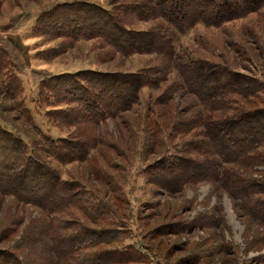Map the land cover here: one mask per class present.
Segmentation results:
<instances>
[{"label": "rangeland", "instance_id": "obj_1", "mask_svg": "<svg viewBox=\"0 0 264 264\" xmlns=\"http://www.w3.org/2000/svg\"><path fill=\"white\" fill-rule=\"evenodd\" d=\"M136 1L0 0V130L24 141L28 154L61 178L47 183L42 199L56 194L52 209L23 193L20 199L9 188L18 183L17 155L0 140V264H19L23 254L27 264L60 261L65 257L50 251L48 234L58 230L98 241L93 250L71 253L70 264H264V148L244 156L249 176L247 165L229 181L203 175L185 184L179 174L184 158L212 159L209 123L230 115L234 99L264 111V0H227L232 11L219 24L174 27L165 13L126 17L128 31H166L173 58L124 55L95 36L87 17L78 25L93 31L91 38L75 40L67 34L72 27L54 23L68 9L132 13ZM195 1L220 13L218 0ZM157 3L166 9L172 1ZM92 72H144L153 81L133 109L86 120L71 110L81 92L64 98L53 90L82 88ZM217 82L222 91L211 88ZM214 93L226 105L217 100L212 108ZM256 117L244 128L256 126Z\"/></svg>", "mask_w": 264, "mask_h": 264}, {"label": "trees", "instance_id": "obj_2", "mask_svg": "<svg viewBox=\"0 0 264 264\" xmlns=\"http://www.w3.org/2000/svg\"><path fill=\"white\" fill-rule=\"evenodd\" d=\"M170 1H172V3L166 9H161V6L158 5L157 0H137L134 2V5H131L128 8L129 10L133 11L132 13L127 11L129 12L128 14L122 15V13L126 10L120 12L116 11L114 16H110L97 7L96 9H91L93 11L89 14V16L83 13V10L81 9H68L57 15L55 17L54 23L57 25L72 27V30H68L67 34L71 35L75 40L91 38L93 37L92 34L96 33L95 36L105 38L111 46H114L116 50L124 55H130L132 53H154L158 55H168V58H173L175 50L171 48L169 40H167L166 31L162 29H159L156 32H133L132 29H130L131 31H128L129 29L126 27V24H128L127 18H133L135 16L137 18L141 17L143 19H147L156 14H158L160 17L161 13L164 17L165 13L168 15L165 18L166 22L172 24L175 27L177 25L183 26L181 24L189 22L190 20H193L194 22L206 21L210 24H219L218 22L224 19L226 15L228 16L232 11L229 10L230 7L228 6H231V4L227 2V0H218V4L221 8L218 16L210 14L209 10L206 11V8H208L207 6L209 5L199 3L195 0ZM244 2L246 5H248V0H245ZM198 5L200 8H198ZM203 6L204 9L202 10L205 11L201 10V7ZM68 7L72 8V6ZM85 18L87 20H91L92 26L97 28V30H93L94 32L92 31L93 33L91 31L89 32V30L82 31V28H80L81 25H78V21ZM53 30L58 32V34L65 32L63 31L64 29L57 27ZM69 31H72V33ZM0 68L5 69L6 66L0 65ZM92 73L93 75L90 74L92 77L89 78V83H87L85 86L81 85L82 88H75L73 84L69 91L68 89L65 90L62 88H59V91L53 90L56 95L61 94L64 98L72 97L73 94H70L72 92H81L82 94L80 97L75 99L76 102H73L76 104V107L71 110H73L75 113H78L79 117L81 118H86V116H88L86 120L92 119L93 117L96 118L99 115L101 117H105V115L113 116L119 113V111L133 109L138 103L144 88L150 86L153 81V79L144 72ZM9 77L12 80H15L13 74H11ZM53 79L55 78H52L51 80ZM227 81V84H230V81ZM211 88L216 89V91H222L221 89L223 86H221V83L217 82ZM250 93L251 92L248 91L246 96H251ZM219 94L220 93H214L212 96L210 95L208 97V102L212 105V108L215 106L217 100H221L226 105L224 95L222 93L220 95ZM234 104L235 105L232 108L234 111H232L230 115L223 114L221 115L219 122L217 120L214 121L215 119H211L210 122L212 123H209L210 131L208 132L211 138L214 140L213 148L215 151H213L214 155H212V159L208 162V164H201L199 161H195L193 159H182V164L180 165V170L182 169V171H179V174L180 177L184 179L185 184L186 182L195 180L197 181L199 179L205 178L201 177L203 175L206 177L208 176L207 178H209V180L212 178L229 181L232 178L237 177L238 172L235 171V169L240 166L242 167L243 165H247L249 167L247 168L248 171H245L248 176L250 175L249 171H251V166L249 165L251 164L248 165L246 163L244 156H251L255 153V151H258L256 154L259 156L261 154L259 150L264 148V117L260 115L261 113H264V111L249 110L247 105L242 107L238 106L241 104H239L237 99H234ZM77 108H79V110H77ZM256 116H260L258 117L260 119L259 123H256L258 126L249 125L248 127L246 125V128H244V121H247L248 119L252 120L253 118L255 119L257 118ZM0 140H4L6 142L4 144L5 146H8V152L15 151L17 155L15 157L17 158L18 162V183H14L16 188L13 187L12 189L11 186L9 188H11V190H13L17 196L20 195V199H23L22 196L24 195L26 199H30L36 204L50 207L52 209V203L54 202L53 198L56 194L49 195L43 201L42 199L47 193V183L54 180L56 186L61 181V178L58 176V172L50 173L48 168L41 164L42 161L39 159H34V157H31L28 154L27 146L24 145V141L19 138H14L7 131L0 130ZM1 143L2 142H0V144ZM195 144L197 145V143ZM81 145L85 146L86 143L81 142ZM2 146L3 145H0V148ZM48 146L50 148L49 150H53V143L50 142ZM50 153L59 159L63 158V153L60 151H50ZM15 167L16 166H14V168ZM194 167L199 168V170L196 171ZM185 173H189L188 176H185ZM248 179H252V177ZM0 181H3L1 176ZM16 190L20 191V193L18 194ZM244 191L246 192V190ZM21 193H23V195ZM27 197H34L35 199ZM263 217L264 214L258 215L260 220ZM48 234L50 237L49 242H52L50 251L58 255L59 253H62V256L65 258H62L60 261L55 259H52V261L51 258H48L49 262L46 264H70L71 260L73 259L71 253H82L83 250H93V248L98 245V241L95 243L94 241H88L87 238H78V235L75 234L63 235L59 230L58 234ZM44 236L45 238L47 237L46 235ZM44 253H49L48 247L45 249ZM16 261L19 262V264H27L24 254L23 256H19Z\"/></svg>", "mask_w": 264, "mask_h": 264}]
</instances>
